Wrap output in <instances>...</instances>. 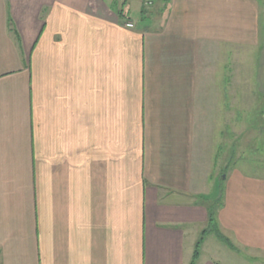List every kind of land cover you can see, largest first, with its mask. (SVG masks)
Listing matches in <instances>:
<instances>
[{
    "label": "crops",
    "instance_id": "1",
    "mask_svg": "<svg viewBox=\"0 0 264 264\" xmlns=\"http://www.w3.org/2000/svg\"><path fill=\"white\" fill-rule=\"evenodd\" d=\"M259 51L264 0H0V264L264 260L225 125Z\"/></svg>",
    "mask_w": 264,
    "mask_h": 264
},
{
    "label": "rangeland",
    "instance_id": "2",
    "mask_svg": "<svg viewBox=\"0 0 264 264\" xmlns=\"http://www.w3.org/2000/svg\"><path fill=\"white\" fill-rule=\"evenodd\" d=\"M249 56L247 61L249 64L242 63L244 59L238 60L235 57L233 64L234 74L230 78L235 89L234 95L240 100V104L234 108V123H224L227 126L232 125L233 128V153L230 155L228 152L227 159L233 158L231 167L239 168L249 174H257L259 172L263 175L264 170L262 169L264 168L260 170H256V168L260 167L257 164L264 167V121L262 120L264 116V51H259L257 55L252 54ZM243 66L248 67L244 69ZM236 110L239 113L245 110L246 114L250 115V119L247 120L245 115L241 117L242 114L237 115ZM222 132L225 134L224 130ZM226 139L229 146V134L220 141L225 146ZM241 140L243 141L241 142ZM221 155L226 158L225 150ZM221 155L219 158L222 160ZM242 158L243 160H241ZM223 164H225V161ZM227 174L225 172L224 176ZM219 236L222 237L220 234ZM254 255L258 256L256 253ZM262 257L264 259V255ZM228 264H264V260H243L235 256L228 260Z\"/></svg>",
    "mask_w": 264,
    "mask_h": 264
},
{
    "label": "trees",
    "instance_id": "3",
    "mask_svg": "<svg viewBox=\"0 0 264 264\" xmlns=\"http://www.w3.org/2000/svg\"><path fill=\"white\" fill-rule=\"evenodd\" d=\"M218 205H219V203L216 202V203H214V204L209 208V210H210V214H211V216H210V221H211L210 224H211V228H212V229H215L214 231H215L217 237H218L221 241H223L225 244H227L229 247H231L230 242H229L228 240H226V239L224 238V236L220 234L219 230L216 229V227H214V225H213V216H214V213H215L216 208L218 207ZM219 234H220L222 237H220ZM199 246H200V244L197 245V249H196V252H195V255H194V260H193L192 264L195 263L196 258H197L198 254H199V251H198Z\"/></svg>",
    "mask_w": 264,
    "mask_h": 264
},
{
    "label": "built area",
    "instance_id": "4",
    "mask_svg": "<svg viewBox=\"0 0 264 264\" xmlns=\"http://www.w3.org/2000/svg\"><path fill=\"white\" fill-rule=\"evenodd\" d=\"M126 28L133 29L134 28V25L132 23H127L126 24Z\"/></svg>",
    "mask_w": 264,
    "mask_h": 264
}]
</instances>
